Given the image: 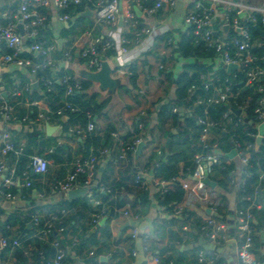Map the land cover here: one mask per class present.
Instances as JSON below:
<instances>
[{
  "label": "built area",
  "instance_id": "2783aa9c",
  "mask_svg": "<svg viewBox=\"0 0 264 264\" xmlns=\"http://www.w3.org/2000/svg\"><path fill=\"white\" fill-rule=\"evenodd\" d=\"M87 1L93 6L94 26L107 25L112 30L106 37L93 35L92 31L85 33V46L79 54L83 66L90 72H98L101 64L106 60V53L110 51L119 54L127 53V48L131 41L127 35H132L139 40L143 34H150V30L141 29L136 14L127 10H121V0H19L16 12L6 10L0 13V65L13 66L15 69L30 70L33 83H39L36 78L37 71L49 69L51 76L41 79L47 91H51L58 73V65L65 66L67 69L74 61V51L67 50L63 53L60 60L53 58L57 50L56 44H46L40 41L41 33L46 29L49 21V10L54 9L58 12L57 20L60 23L68 22L71 17L64 14L71 6H79ZM141 11L145 17H151L158 13L164 6H175L176 0H127ZM148 3V4H146ZM150 3V4H149ZM228 12L225 17V25L219 32L228 30H239L238 37L229 39L219 35L214 36L211 29L214 19V12L206 8L200 2L194 4L193 9L185 17L187 26L195 29L197 41L201 42L207 50L215 52L217 60L227 70L229 66H238V70H233V80L238 78L239 73L243 80L240 88L234 90L232 81L227 79L223 86L213 87L211 84L202 83L205 91L212 95L203 99L196 97L197 87L192 86L188 90V97L185 106L176 107L173 113L188 119L193 117L195 111L200 109L202 113L195 116L196 125L201 129L200 144L201 151L193 158L190 168L166 183L155 179L154 172L148 167L134 166L133 186L143 191L150 190L151 187L157 188L161 196L168 189L177 188L183 191H194L205 194L209 186L205 183L206 179L212 178L223 182L228 188H235L239 195L240 204L244 207H237L232 210V214L220 216L218 210L228 208V202L224 198H219L213 202L212 213L203 220L200 227L201 236L213 246L214 250L208 255L205 250H200L196 257L195 264H231L225 256V251L232 252L237 258V264H264L256 259L253 252L254 238L257 231L254 227V212H260L264 208L262 192L264 193V170L258 162L254 163L253 154L256 150V141L262 138L264 145V53L257 54V51L264 48V39L258 37L253 39L251 30L258 27L259 19L251 15L248 20H242L241 15L245 8L241 4L228 3ZM232 7L236 8V16L231 18ZM120 20L123 25L120 27ZM260 22L264 26V17ZM22 25L23 35L19 33L18 26ZM25 42H31L26 46ZM6 50L8 52H6ZM31 54L35 59L24 57ZM107 61V60H106ZM203 80V79H202ZM60 82L66 86L65 99L56 111L49 108L40 109L37 112L34 124L39 130H44L54 122L62 121L67 113H77L79 108L73 105L68 99L83 90L82 80L64 76ZM32 87V85H31ZM26 85L25 91H28ZM246 88L253 92L250 95H243ZM22 91L18 86L13 88L11 94L12 101L5 100L0 93V123L3 126L2 144L0 149V195L9 201L18 200L20 197L11 192L15 187L31 189L33 187L34 175H46L49 170V161L39 156L30 158L27 169L19 176L16 164H10L9 158L12 155L19 158L24 154L26 143L16 144L8 128L11 126H22L30 122L28 114L20 118L17 111L15 98L21 95ZM144 93V92H141ZM258 97L253 99V96ZM196 97V98H195ZM254 101V109L249 114L251 103ZM30 108L38 107L39 102L28 105ZM221 112L219 109H221ZM215 114L210 115V110ZM240 113L237 114L236 112ZM212 112V113H213ZM90 117V113H87ZM94 123H89L83 130L75 127L69 130V134L76 133L83 137L84 133L94 131ZM138 129L144 132V123L139 124ZM27 130L31 128L27 127ZM115 136V135H113ZM143 143L141 138L133 141L130 145L122 144L121 151L114 161L115 169L118 170L122 163L128 161L129 153L134 155L139 144ZM261 146V147H262ZM261 149V148H259ZM108 149H100L99 156L89 155L87 158L77 157L70 165L66 175L57 179L51 186V191L57 195H67L75 189L98 188L99 191L112 194L115 201L116 194L111 187L96 182L98 166L102 157H107ZM253 168H258L260 172L259 185H250ZM223 196V195H222ZM102 205L101 211L93 214L91 225H98L108 210L113 212V218L121 217L128 225L129 240L132 243L130 252L131 258L135 261L142 259L145 262L153 260L159 263L153 241L154 235L141 228L143 216L132 209L131 205L118 208L114 205ZM183 207H175V216L181 217L184 213ZM70 211L62 210L56 214H51L44 218L37 214H24L27 222L34 229L32 238H37L47 243L51 234L58 232L63 234L64 227L61 225L67 218ZM7 216L0 210V222L6 230L11 226L6 222ZM187 231V227L184 228ZM73 244L77 243L75 238H71ZM20 242L12 240L9 236H4L0 231V264H14L5 254L6 250L12 246H19ZM50 246L55 250V257L49 264H70L65 248L58 240L50 242ZM93 255V253H92Z\"/></svg>",
  "mask_w": 264,
  "mask_h": 264
},
{
  "label": "crops",
  "instance_id": "0c3cea01",
  "mask_svg": "<svg viewBox=\"0 0 264 264\" xmlns=\"http://www.w3.org/2000/svg\"><path fill=\"white\" fill-rule=\"evenodd\" d=\"M18 1L19 0H0V10L6 8L10 11L16 12L18 10ZM197 2H200L206 8L213 10L214 19L212 21L211 29L214 32L219 33L221 36L224 35V37H228L229 33L231 32V30H228L226 27L223 28L224 32H219L221 27L225 25V17L228 12V3L243 5L245 10L241 15V18L244 21L248 20L251 15L259 16L261 18L264 17V0H176L175 6H164L158 13L151 17H145L135 6V4L130 3L127 0H121V10L124 12L127 10L133 11L139 21V27L141 29L150 30L151 33L143 34L139 40L134 38V40L131 41L128 46H126L127 53L125 54H119L115 52L114 55H105L107 62L113 69L112 77L120 78L121 82L117 90L114 92H103L99 89L98 84L92 83L90 92L98 93L101 102L108 101V105L105 110V116H101L98 119L95 118V128L93 132H86L82 137L76 133L69 134V131L68 133H63L60 125H56L57 122H54L50 125L52 127L58 128L52 136L57 137L58 143L68 149L71 155V162L69 164L60 165L54 163V161H49L50 164L48 173L46 175L35 176L33 180V187L31 189L15 187L11 190V192L15 191L13 193L18 194L19 196H25L24 199L20 197L18 200L9 201L0 195V210L7 216L5 223H7L8 218L11 217H19L20 220H22L24 214H37L47 218L51 215L48 213L52 207L59 206L60 203L65 201H70L67 195H57L51 191L53 182L66 175L67 171L70 169L71 163L75 158L84 157L83 142L87 140L89 135L94 134L102 138L104 137L108 127H116L117 132L113 133L115 136L112 135L113 146L109 151V153H113L111 155L109 154L107 157L101 158V171L96 175V182L103 184L106 187H111L112 190L114 189L115 183H123L126 186V190L117 189L114 191L117 196V200L118 197L122 198L123 196H127L129 201L127 205L134 204L137 206L136 209L142 211L143 220L140 225L142 230L151 232L154 235L155 240L153 241V246L156 253L158 252L156 251V248L158 250L162 247L171 246V233L175 232L177 233L178 241L174 243L173 247L179 249L180 252L185 253L189 259H191V252L195 247H199L200 250H205L208 255L212 254L214 250L213 246H211L208 241H206L201 236L200 231H194V234H197L199 237H188L187 235H184L183 232H181V217L175 216V214H170L159 205L158 196L161 197V194L157 188L151 187L150 190L143 191L133 186V172L131 171L134 166L138 165L142 167H148L147 165L149 164L150 155L154 152L160 154L165 143L167 144L164 133L169 128H167L164 133L158 130V127L156 126V112L159 110L162 103H165L169 100H175V88L172 83L182 72L186 64L194 63V60H185L180 58L175 50L178 43L181 41V38L187 35L191 29V27L186 25L185 17L193 9L194 4ZM232 10L236 13L235 7H232ZM49 14L50 17L47 27L43 31V38H45V40L50 43L56 44L57 48L62 50V53L67 50L74 51L76 57L78 56L77 60H74L67 69L62 65H60V67L72 72L75 78L84 80L81 78L80 74L87 69L83 66V63L79 58V54L85 46V33L71 36L67 35L66 32L70 30V22L74 21L76 18H71L66 23H60L57 20L58 12L56 10L50 9ZM84 16L88 17L93 24V28L91 29L93 35L106 37L110 34V32L114 31L109 26L104 24L98 26V31L96 32V28L94 26L95 20L93 9H86ZM122 25H120V27ZM261 31L264 32V30ZM163 36H168L169 38L167 40H161L160 38ZM55 56L56 52L53 54V58ZM201 62L206 65L211 64L210 60H202ZM132 63H137L139 69L137 92L132 91L129 86L128 67ZM214 63L217 67L222 66L217 58L215 59ZM14 70L16 69L13 66L0 65V79L5 74L11 73ZM201 79L204 78L201 77ZM33 84L35 83H32V85ZM39 90L40 89L35 91ZM28 105L29 104H27L26 107L30 108ZM46 107L48 108L44 102L39 101V106L36 108L40 110L45 109ZM140 120H143V123L147 125L146 130L138 135L141 139L144 135L143 143L145 146L142 149L141 154L138 156V158H136L134 153V160L131 161V159L128 158V161L122 163L118 170L115 169L113 162L112 170L110 169L107 173H105L106 177L103 179L100 174L103 171L104 166H106V163L110 161L111 158L114 160L117 159L121 151L122 144H124L122 141L124 129L127 128L133 133L137 129L136 124ZM27 127L31 128L30 126ZM27 127H25V125L11 126L12 132L10 134L12 139H17L20 137L21 142H26L24 137L25 135L23 134L22 130L26 131ZM72 128L75 127H71L70 129ZM38 129L40 128L38 127ZM82 129L85 130L86 128ZM46 130L47 127L44 129V131L46 132ZM261 146L259 148H261ZM259 148L258 150H260ZM183 169L184 165L181 163L179 165V174L183 173ZM213 182H215L216 185L214 187L209 186L203 195L194 191H184L185 197L183 201L177 205V207H183L185 211L193 213L197 218L203 221L211 215L213 202L217 201L219 198H224L228 202V208H219L218 212L221 217L232 214L233 209L240 207V200L237 190H235V188L229 187L223 188V182L221 181L213 180ZM1 190L2 189L0 188V192ZM142 192L148 193L149 201L146 207H142L139 201ZM90 193L91 189L87 195H90ZM111 201L116 202L113 195ZM98 202L102 203L101 201ZM98 202H94L95 204H92L93 207H98ZM102 204L107 205L105 203ZM87 212L88 211H84L80 206L74 208L73 211H71V214L74 217L79 213L85 214V217L82 218H79L78 216L73 218V216L70 214L67 216V219L70 220L69 222H71L72 227H70L69 222L66 224V226L71 232L81 234L84 230L94 227L90 225L92 214ZM105 221V217H103L99 224L102 226L104 225ZM254 223L257 224L256 221H254ZM25 225H27L28 230L33 231L31 233L26 232L19 223L13 225L11 229L7 231L8 236L12 240L20 242V245L12 246L7 249L6 256L10 258L15 264V256L19 251H21L23 259L25 260V264H39V262H35L36 255L39 252V239L32 238L34 229L30 223L26 222ZM126 225V221L121 217L111 220L110 230L113 237L111 246L112 252H115L118 255L122 254L121 259L123 260V264H159L153 260H148V262H145L142 259L134 261L131 258L130 252L132 249V243L129 240L128 225L125 227ZM0 227H3L2 222H0ZM88 231H93V229H89ZM182 231H185L184 227H182ZM56 234H58L59 237L61 235V233L58 232H56ZM156 234L157 236L158 234L165 235L163 244L160 243L156 238ZM98 238L101 240L103 235L99 233ZM53 240L58 239L55 238ZM51 241L52 239L50 237L49 241L47 240V243L50 245ZM66 246L67 247H65V250L67 252L70 264H94L93 262H97L96 264H116L120 259V257L112 259L110 254L97 256L94 253L96 248L92 246L89 247V249L83 251L81 255H77L72 247L74 245L69 246L68 243ZM224 253L227 257L226 259H228L231 264H237V258L232 252L229 251L226 253L225 251ZM170 254L173 255L175 260L179 259L178 253L172 251ZM53 259V257H50L48 259L49 263H51ZM39 261L42 264V261L44 260L40 258Z\"/></svg>",
  "mask_w": 264,
  "mask_h": 264
},
{
  "label": "trees",
  "instance_id": "16d2710c",
  "mask_svg": "<svg viewBox=\"0 0 264 264\" xmlns=\"http://www.w3.org/2000/svg\"><path fill=\"white\" fill-rule=\"evenodd\" d=\"M95 1V0H94ZM15 9V8H14ZM86 9H93V6L91 3H88L87 1L83 2L79 6H71L67 11L64 12V14L69 15L72 19L76 18L74 21L70 22L69 28L70 30L66 32L67 35H77L80 33H86L91 31L93 28V24L91 23L90 19L88 17H85L84 14L86 12ZM9 10V9H2L0 10V13ZM16 10V9H15ZM236 16L235 12L231 13V18H234ZM259 21L257 26L264 30V26L260 22L261 17L256 16ZM2 24H5L4 21L0 20ZM96 32L98 31V28L95 29ZM251 34L253 39H258L259 34L255 30V27L252 28ZM128 40L133 41L134 36L127 35L126 36ZM238 37L235 30L231 31L228 35L229 39H233ZM168 36H163L160 39L161 40H167ZM197 36H195V29L191 28L187 35L183 36L181 38V41L178 43L177 48L175 52L178 54V56L185 60H194L193 64H186L182 70V72L177 76V78L172 83L175 88V100L173 101H166L165 103H162L160 105L159 110L156 112V126L158 127V130L160 132L164 133V136L166 138V142L169 140V145L166 146V143L162 149V152L158 154L157 152H154L150 155L149 158V164L147 165L150 170L154 172L155 179H159L161 181H164L166 183H170L172 179L176 178L179 175V165L183 163L184 165V171L187 170V168H190L193 163L194 156L201 151V144H200V133L201 129L196 125L195 116L197 114H201L202 111L200 109H197L195 111V114L193 117L188 119H182L183 117L176 115L173 113V109L176 107H182L185 106L186 100L188 97V90L192 86L197 87L196 97H201L203 99L208 98L210 95H212V89L210 92H207L204 90L202 83H208L211 84L213 87H221L224 85L225 81L227 79L232 81V88L236 90L237 88H240L243 86L241 84V81L243 80L242 76L238 74V78L236 80H233L234 74L228 73V71L225 69L224 66H216L214 61L216 59L215 52L213 50H207L204 45L197 41ZM40 41L44 42L46 44H54L50 43L45 38H43V32L40 35ZM26 46H30L31 42H25ZM6 52H8L6 50ZM115 52L110 51L107 52V55H114ZM264 53V48L262 50L257 51L258 55H261ZM63 56L62 50H59L57 48L56 56L54 58L60 60ZM24 57L30 58L32 60L41 61V58L35 59V57L31 54H25ZM74 60H77V57L74 53ZM81 60V59H80ZM79 60V61H80ZM202 60H210L211 64L206 65L202 63ZM82 61V60H81ZM30 70H20L16 69L11 73H7L0 79V93L1 89H4V92H6L9 95L8 101H12L13 98H11V94L13 92V88L15 86H18L19 89L22 91L21 95L19 97L15 98V102L17 105V111L19 113L20 118L25 116L26 114L30 117V122H28L27 126H30L32 129L30 131L26 130L23 131V134L25 135L26 139V148L24 151V154L20 156L19 158H15L12 155L9 158L10 164H16L17 168V174L21 176V174L27 169V166L29 164L30 158L32 156H39L42 158H45L48 161H54L56 164L65 165L69 164L71 162V155L68 151V149L58 143V138L55 136H48L47 133L44 130H39L37 126L34 124V120L36 118L38 109L36 107L27 108V104H31L34 102L42 101L44 102L50 111H56L63 103L65 99V92H66V86L60 82V80L64 76H71L74 77L72 72L69 70H66L65 68L60 67L58 65V75L56 77L54 86L51 91H47V89L44 87L43 82L41 79L48 78L51 76L49 69L39 70L37 71L36 78L39 80V91H35L32 89L31 85L33 83L32 79L33 77L30 76ZM201 77L204 79L202 80ZM128 78H129V86L132 91L137 92L138 91V78H139V69L137 63H132L128 67ZM26 85H29L30 88L28 91H25ZM82 86L83 90L80 93H76L74 96L70 97L68 99L69 102H71L73 105L77 106L79 108V112L77 113H67L64 120L58 121L56 125H60L63 133H68L69 129L71 127H80V128H87L89 123H94L95 125V118H99L101 116H105L106 108L108 105V101H100L99 94L98 93H91L90 88L92 87V83L88 82L86 80H82ZM252 90L250 88H246L243 92V95L247 96L252 94ZM195 97V98H196ZM257 95L253 96V99L257 98ZM254 101L251 103V107L249 109V114L251 115L254 109ZM220 112L222 110L219 109ZM212 109L210 110V115L212 117ZM87 113H90V117L87 115ZM143 120H140L136 127L138 129L139 124H141ZM25 125V127H27ZM147 125L144 124V129L146 130ZM24 129V128H23ZM135 130L133 133L125 128L124 134L122 136V141L124 142V145H130L133 141L140 138L138 136L142 133V131ZM175 131H172V130ZM10 133L12 132L11 127L7 129ZM117 132L116 127H108V129L105 132L104 137H99L94 134L89 135L87 140L83 142V151H84V158H87L89 155H96L99 156V150L100 149H108L111 150L113 146V139L112 135L113 133ZM2 135L3 132H0V149H2ZM144 139V135L142 137V140ZM145 141V140H144ZM13 142L16 144L21 143V138L18 137L17 139L13 138ZM113 152L109 153L110 155ZM108 154V155H109ZM131 161L134 160V157L131 153H129L128 156ZM115 160L111 158L110 161L106 163V166H104L103 171L101 172V176L103 179H105V173H107L110 169L112 170V163ZM253 161L254 163L258 162L261 169L264 170V145L261 147L259 152L253 154ZM101 171V166H98V173ZM134 175V168L131 169ZM252 178L250 181V185H259V176L260 172L258 168H253L252 170ZM34 175L32 176L33 180L35 178ZM64 177V176H63ZM61 177V178H63ZM58 178V179H61ZM212 178V177H211ZM223 188H226V185L222 184ZM264 187V184H263ZM126 190V186L123 183H115L113 192L115 190ZM15 192V191H12ZM140 203L142 207H146L148 203V193L142 192L140 195ZM185 197V192L176 186L173 190L168 189V191L163 194L161 197L158 196L159 199V205L164 208L165 211L169 212L170 214H175V207L180 204ZM112 194L102 193L99 191L98 188H92L90 195H86L81 198L74 199L72 201H65L63 203H60L59 206H54L51 208L50 214H56L57 212H60L62 210L73 211L74 208L81 207L84 211H88L87 213L96 214L97 212L101 211L102 205H99L98 207H93L92 202H98L101 201L102 203H105L107 205H114L118 208H124L127 203H129L127 196H123L122 198L118 197V200L116 202L111 201ZM262 199L264 200V193L262 192ZM135 201V200H134ZM99 203V202H98ZM264 204V203H263ZM132 209L135 210V212H138L139 214H142V211L139 209H136V205L130 204ZM240 207L246 206L245 204H239ZM99 210V211H98ZM69 216V215H68ZM73 216V215H72ZM85 217L84 213L76 214L75 217ZM73 216V218H75ZM105 223L104 225H91L93 228V231L84 230L81 234H76L74 232H71L70 229L66 226V224L70 221L67 218L63 220V223L61 225H57V227H64L65 231L63 234L58 236L56 232L51 234V239H58V241L61 243V245L65 248L66 245L69 243V246L74 245L73 240L71 238H75L77 240V243L72 246L75 250L77 255H81V253L89 247H95V254L97 256L102 255H108L112 257V259H116L117 257H120L118 262L116 264H123L122 254L118 255L115 252H112V242L113 237L110 230V222L113 218V212L108 210L105 212ZM255 221L257 224L254 223V227L257 231V234L254 238V247L253 252L256 256V259L260 262H264V208L261 210L260 213L257 211L254 212ZM22 219V218H21ZM72 219V218H71ZM175 219V218H173ZM68 220V221H67ZM181 232H183L184 235H187L188 237L197 236V234H194V231L197 230V232L200 230L201 225L203 224V221L199 218H197L193 213L184 211L183 216H181ZM27 222V218L23 217L22 220L18 217H11L8 218L7 224L11 227L17 223H19L23 229L31 233L33 230H28L27 225L25 223ZM91 222V221H90ZM70 227H72L71 222H69ZM182 227H187L188 231H182ZM0 231L3 233L4 236H8V232L5 228V226L0 227ZM99 233L103 235V238L100 240ZM156 238L159 240L160 243L163 244L165 235L162 234H156ZM171 246L168 247H162L156 251L157 256L159 257V264H195L196 257L198 252L200 251L199 247H195L191 252V259L188 258V256L180 252L179 249L174 248L173 245L177 239V233L172 232L171 233ZM39 252L36 255V261L40 263V258H42L44 261H42V264H48L50 257H55V250L46 242L39 241ZM174 251L175 253L179 254V259L175 260L173 255L170 254V252ZM7 252V250H6ZM5 252V254H6ZM96 264L95 262H93ZM15 264H25V260L23 259L22 252L19 251L15 256Z\"/></svg>",
  "mask_w": 264,
  "mask_h": 264
},
{
  "label": "water",
  "instance_id": "95a60500",
  "mask_svg": "<svg viewBox=\"0 0 264 264\" xmlns=\"http://www.w3.org/2000/svg\"><path fill=\"white\" fill-rule=\"evenodd\" d=\"M120 25H122V20H120ZM18 30L19 33L21 35H23V27L22 25L18 26ZM255 30L257 31V33L264 38V32H262L258 27H255ZM237 33H239V30H236ZM218 33H214V36H217ZM78 57V56H77ZM238 66H229L228 67V73H231L233 70H238ZM113 74V69L111 68L110 64L104 60L101 64L100 70L98 72H90L88 70L83 71L80 76L82 79L91 82V83H95L99 85V89L103 92L105 91H109V92H114L117 90L118 86L120 85L121 79L120 78H113L112 77ZM32 89L34 90H38L39 89V85L37 83L32 85ZM2 92V96L5 98V100L8 99V94L6 92H4V89H1ZM237 114H239L240 112L237 111ZM3 126L0 123V131H2ZM57 127H52L50 125L47 126V135L48 136H52L56 131H57ZM169 140L167 141L166 146L169 145ZM262 144V138H258L257 139V150L258 148L261 146ZM145 144L141 143L138 145L136 152H135V156L136 158H138V156L141 154L142 149L144 148ZM205 183L210 186V187H214L216 184L215 182H212V180L210 179H206ZM90 192L89 189L87 188H83V189H75L70 191L67 196L68 199L70 201L77 199V198H81L86 196L88 193ZM92 204L94 205L95 203L92 202ZM127 227V225L125 226Z\"/></svg>",
  "mask_w": 264,
  "mask_h": 264
},
{
  "label": "rangeland",
  "instance_id": "374dc122",
  "mask_svg": "<svg viewBox=\"0 0 264 264\" xmlns=\"http://www.w3.org/2000/svg\"><path fill=\"white\" fill-rule=\"evenodd\" d=\"M212 178H214V177H212Z\"/></svg>",
  "mask_w": 264,
  "mask_h": 264
}]
</instances>
